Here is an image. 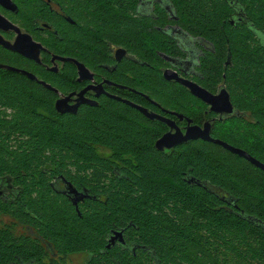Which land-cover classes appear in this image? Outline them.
<instances>
[{
  "label": "trees",
  "instance_id": "1",
  "mask_svg": "<svg viewBox=\"0 0 264 264\" xmlns=\"http://www.w3.org/2000/svg\"><path fill=\"white\" fill-rule=\"evenodd\" d=\"M65 1L90 13L81 26L60 29L62 40L53 36L54 53L137 89L122 93L135 103L161 112L147 95L197 123L206 104L163 75V55L185 53L157 26L174 22L202 38L208 48L197 81L212 92L225 86L242 114L216 120L212 136L264 163V0H169L177 20L162 9L157 18L135 17L134 0ZM26 4L31 16L43 12L39 0ZM106 40L137 61L124 58L108 71L103 65L114 61ZM0 63L37 77L0 68V181L11 185L8 199L0 196V264H65L50 254L80 252L92 264H264L262 168L202 139L158 150L167 126L107 95L59 113L58 93L40 80L68 92L71 62L54 72L0 47ZM60 176L93 197L77 209L54 188ZM114 231H123L125 245L108 247Z\"/></svg>",
  "mask_w": 264,
  "mask_h": 264
},
{
  "label": "flooded vegetation",
  "instance_id": "2",
  "mask_svg": "<svg viewBox=\"0 0 264 264\" xmlns=\"http://www.w3.org/2000/svg\"><path fill=\"white\" fill-rule=\"evenodd\" d=\"M11 1L12 3L15 4V7L14 6L6 7L0 2V14L6 20L3 26L0 27V36H2L4 40L12 44H14L15 41L19 39L20 37V41L24 45H32V47H35V44L40 45V47L38 48L40 51L39 53L40 61H36L33 58L26 57L16 51L8 49L2 44H0L1 48L17 53L27 59L33 60L36 63L43 64L48 70L54 71V72L61 71L64 68L66 62H71L72 64H74V66L76 67L75 84L74 86H72V88L68 92L66 93L60 92L62 96L72 94L70 104L75 103V100L79 98V94L81 92H83V96L81 97L96 101L97 102L96 105L99 104L98 98H100L102 95H107L117 100H120L117 98L119 97L123 100L126 99V100L131 101L132 103H135L131 99H128L125 96H123L122 93H125V91H130L135 94H141V92H139L137 89L129 87L125 84H122L108 77V75L106 74H97V72L94 71L92 68H90L87 63L81 61L75 56L71 57V56H66L63 54H57V53H54L51 49L53 47V42H54L53 36L56 37L57 40L60 41L62 40L60 29L67 28L70 24L81 26L82 25L81 22H83L84 19L86 20L85 17L89 16L90 6L87 5V7H84V4L82 5L80 3L79 5V4H76V2H72V4L70 5L65 0H39L41 3L40 5L43 8V12H39L31 16L29 14L30 8L28 9V4H26V2L29 0H11ZM21 6H23V10H20ZM132 7L134 8L133 13L135 14L134 15L135 17L145 16V17L157 18L158 9H162L163 11L166 12L168 19L170 20L178 19L177 13L174 10L172 3L169 0H134L132 6H130V10H132ZM157 28L163 31L164 33L168 34L174 40H176L178 46L185 53L184 56H180V55L173 56V55L164 54L163 55L164 58L169 62V66L167 68H173L180 75L201 85L197 81V78L200 76L198 66L200 63V57L204 53L203 49L208 48L207 43L202 38L194 37L190 35L180 25L175 24L174 22H168L162 27L157 26ZM26 35H28L31 39L28 38ZM106 44L109 46V49L111 52L110 55L112 56V59L114 61V63H106L103 65L108 71H113L116 68V64L124 58H129L131 60L137 61V58L133 54L128 52V50L125 47L112 44L109 40H106ZM119 49L125 50V54L120 60L117 59V51ZM45 54L49 56L48 61H47V58H45ZM55 56L68 57V58L70 57V58L76 59L80 63H83L90 70L92 74V78H86V79L79 80L80 75H79L78 65L69 60L63 61L60 59H54ZM55 66L58 67L57 71L51 69L52 67H55ZM100 84H102L103 91L100 94H97L98 89H100L99 88ZM221 87L222 86H220V88L216 92H212V91L210 92H212L213 94H217L219 90L221 89ZM149 102L151 104H154L150 100ZM85 104L92 105L90 103H81L79 107ZM135 104H138V103H135ZM157 104H154V105L158 106L161 109V112L151 109L149 107L148 108L156 113H159L161 115H164L166 117L176 120L177 124L182 129H185V126H187L188 124L186 118L183 120H180L179 118H177V116L172 115L170 113L173 110H167L165 108H161L160 105L159 104L157 105ZM204 112H205L206 117L201 123H197L191 118L193 120L194 125L204 126V123L206 121H210L213 126V123L216 120H221L225 116L223 115V117H221V115L218 112L211 111L208 104H206V109L204 110ZM234 114L235 116L242 115L236 109H235ZM230 116L226 115L225 117L230 118ZM166 126L169 129L168 125ZM52 183L55 189L64 192L68 196L67 185L70 182H68L63 177L60 176L59 178H56ZM10 189H11L10 183L6 184L5 180L0 181V196H3V198L7 200L9 198L8 194H10ZM18 229L20 231L25 230L23 229V227L22 228L18 227ZM26 230L29 232V235H34L31 229L27 228ZM117 243H122L125 245L126 239L124 238L123 242L120 240H116L114 244H117ZM72 255H80V257H83L84 258L83 264H92L90 262L91 257H89L88 254L83 253V252L73 253L67 256H62V255L53 253V254H50L49 257L56 259V260L64 259L63 261H65V264H69L70 263L69 261L73 259ZM25 264H33V261L27 262Z\"/></svg>",
  "mask_w": 264,
  "mask_h": 264
},
{
  "label": "water",
  "instance_id": "3",
  "mask_svg": "<svg viewBox=\"0 0 264 264\" xmlns=\"http://www.w3.org/2000/svg\"><path fill=\"white\" fill-rule=\"evenodd\" d=\"M0 2L6 7H10V6L15 7V4L12 3L11 0H0ZM4 22H6V20L0 14V27L3 26ZM26 36L28 38H30L28 35H26ZM22 37H24V36H22ZM0 44L5 46L6 48L11 49L13 51H16V52H18V53H20L26 57L33 58L36 61H40V59H39L40 51L38 49L40 47V45H38V44L34 43L35 47H32V45H24L21 43L20 37H19V39H17L15 41L14 44H12V43H9L6 40H4L2 36H0ZM124 54H125V50L119 49L117 51V59L120 60ZM54 59H60L63 61L69 60V61L76 63L78 65V68H79V75H80L79 80L86 79V78H92V74H91L90 70L83 63H80L76 59L70 58V57L69 58L68 57H59V56H55ZM0 68L11 70V71H16V72H21L22 74L28 76L31 79H37L35 74H33L32 72L27 71L25 69H20V68H17V67L8 65V64H3V63H0ZM51 69L57 71L58 67L55 66V67H52ZM163 75L167 80L180 83L192 95H194L195 97L201 99L203 102L208 104L211 111L218 112L221 115V117H223V115H225V116L226 115L227 116L232 115L233 116V114L235 112V108H234V105L232 103L230 93L226 89L225 86H222L217 94H213L212 92H210L205 87H203V86L199 85L198 83L191 81V80L185 78L184 76L180 75L173 68H165L163 70ZM40 82L43 83L48 88L53 89L54 91H56L58 93V95H60V97H58V99L55 102V107H56V110L61 114H63V113H76L78 108H79V105L81 103H90L92 105L97 104V102L94 100H89V99H86L84 97H81V96H83V92H81L79 94V98L75 100V103L70 104L72 94L62 96L60 94V91L58 89L54 88L52 85L48 84L45 81L40 80ZM99 88L100 89H98L97 94H100L103 91L102 90L103 89L102 84H100ZM145 97L148 98L152 103L157 104L154 100L150 99L147 95H145ZM117 98L126 102L127 104L139 109L148 119L158 120V121H161V122L165 123L166 125H168V127H169L168 131L163 133L155 142V147L158 150H161V151L170 150L179 144L188 142L189 140L202 139V140L211 141V142H214L216 144L222 145L224 148L230 150L233 153L238 154L241 157L246 158L247 160L252 162L254 165H256L257 167H260L264 170V163L261 162L260 160H258L257 158H255L254 156H252L246 150H244L240 147H236L234 145H231L230 143H228L222 139L214 138L212 136V133H211L212 124L210 121H206L204 123V126L194 125L193 120L191 118L187 117L186 115H184L182 113L171 111L170 113L172 115L177 116V118H179L180 120H183L186 118L188 124H187V126H185V129H182L177 124L176 120H174V119H171L169 117H166L164 115L156 113V112L152 111L151 109H149L148 107L132 103L131 101L126 100V99L123 100L119 97H117ZM225 116L221 120L228 118ZM232 116H230V117H232ZM234 116H235V114H234ZM188 181L194 182L197 184H201L200 181L195 180L194 178H191ZM67 192H68L69 198L72 200V202L74 203V205L76 206L77 209H78L79 201H81L87 197H93L92 195H90L88 193V190H86V189L78 190L71 183H69L67 185ZM116 240H120L122 242L124 241L123 231H114L113 232V234L111 235V237L109 239L108 247H110L112 244H114L116 242Z\"/></svg>",
  "mask_w": 264,
  "mask_h": 264
},
{
  "label": "rangeland",
  "instance_id": "4",
  "mask_svg": "<svg viewBox=\"0 0 264 264\" xmlns=\"http://www.w3.org/2000/svg\"><path fill=\"white\" fill-rule=\"evenodd\" d=\"M201 112V110L199 111ZM198 112V113H199ZM247 119H251V117L249 115H247ZM72 260H70L69 264H83L84 263V258L83 257H80V255H72Z\"/></svg>",
  "mask_w": 264,
  "mask_h": 264
}]
</instances>
